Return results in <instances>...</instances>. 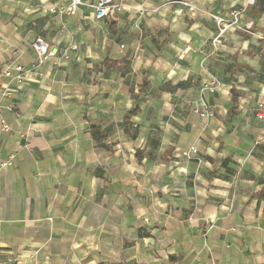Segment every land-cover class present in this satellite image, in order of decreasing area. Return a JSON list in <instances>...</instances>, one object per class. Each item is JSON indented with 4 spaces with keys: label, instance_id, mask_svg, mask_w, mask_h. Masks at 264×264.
Instances as JSON below:
<instances>
[{
    "label": "crops",
    "instance_id": "0c3cea01",
    "mask_svg": "<svg viewBox=\"0 0 264 264\" xmlns=\"http://www.w3.org/2000/svg\"><path fill=\"white\" fill-rule=\"evenodd\" d=\"M55 1L0 0V67L27 70L0 112V264H264V0ZM36 37L77 49L32 68Z\"/></svg>",
    "mask_w": 264,
    "mask_h": 264
},
{
    "label": "built area",
    "instance_id": "2783aa9c",
    "mask_svg": "<svg viewBox=\"0 0 264 264\" xmlns=\"http://www.w3.org/2000/svg\"><path fill=\"white\" fill-rule=\"evenodd\" d=\"M246 2L247 4H253L254 0H246ZM124 6L125 0H56L55 3H53L48 8V12L60 18L62 16H73L80 9L85 8L89 11V16L92 19L102 20L107 18L112 13L119 11ZM132 9L136 10L139 14L144 13V8L142 7L132 6ZM240 13L241 12L239 10H232V23L226 25L230 26L232 24L236 28H240L237 23ZM214 19L216 20L217 24H224L223 19L217 17H214ZM225 27V25L224 27H221L219 29V32H223ZM30 47L32 48L36 56V63L32 65V68H35L46 61L48 58H55L57 61L69 60L71 53L77 49V44L72 42L66 46H50L42 38L36 37L30 42ZM26 71L27 70L19 64L5 63L0 67V80H5V87L0 94V112L4 108V105L2 104L3 99L9 98L11 96L12 84L20 83ZM219 85V81L212 76L209 78V81L202 84L199 92V104L193 108V112L196 115L205 119H211L214 117V111L204 100L203 93L207 91L213 92ZM5 108H7L8 110H12L13 105L10 104ZM254 116L256 119L264 122L263 101L257 102L254 109ZM0 123L2 125V129L7 128V125L3 119H0ZM196 152L197 149L194 146H190L188 149L183 150L181 154L186 158H190ZM10 163L11 158L4 162H1L0 168L10 165ZM205 234L206 232L204 231L203 235Z\"/></svg>",
    "mask_w": 264,
    "mask_h": 264
},
{
    "label": "trees",
    "instance_id": "16d2710c",
    "mask_svg": "<svg viewBox=\"0 0 264 264\" xmlns=\"http://www.w3.org/2000/svg\"><path fill=\"white\" fill-rule=\"evenodd\" d=\"M239 94L235 91V90H231V104H230V110L233 111L234 107H235V104H236V101H237V98H238ZM136 109L137 107L134 106L133 108H131L129 111H128V114H134L136 112ZM127 121H128V115L125 116L124 118V124H125V127L127 125ZM126 127V128H127Z\"/></svg>",
    "mask_w": 264,
    "mask_h": 264
},
{
    "label": "rangeland",
    "instance_id": "374dc122",
    "mask_svg": "<svg viewBox=\"0 0 264 264\" xmlns=\"http://www.w3.org/2000/svg\"><path fill=\"white\" fill-rule=\"evenodd\" d=\"M138 13V12H137ZM139 14V13H138ZM140 15V14H139Z\"/></svg>",
    "mask_w": 264,
    "mask_h": 264
}]
</instances>
